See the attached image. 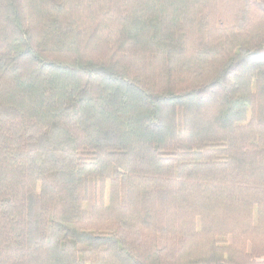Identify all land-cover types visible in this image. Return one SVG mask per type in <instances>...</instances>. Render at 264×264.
<instances>
[{
  "label": "trees",
  "instance_id": "obj_1",
  "mask_svg": "<svg viewBox=\"0 0 264 264\" xmlns=\"http://www.w3.org/2000/svg\"><path fill=\"white\" fill-rule=\"evenodd\" d=\"M0 264H264V0H0Z\"/></svg>",
  "mask_w": 264,
  "mask_h": 264
}]
</instances>
